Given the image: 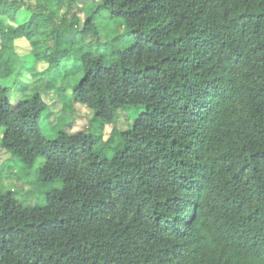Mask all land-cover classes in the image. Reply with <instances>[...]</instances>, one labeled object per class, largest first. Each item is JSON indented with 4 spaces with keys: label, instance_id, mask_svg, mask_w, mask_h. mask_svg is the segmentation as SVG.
I'll return each mask as SVG.
<instances>
[{
    "label": "trees",
    "instance_id": "16d2710c",
    "mask_svg": "<svg viewBox=\"0 0 264 264\" xmlns=\"http://www.w3.org/2000/svg\"><path fill=\"white\" fill-rule=\"evenodd\" d=\"M63 66L98 134L41 130ZM0 128L61 182L45 204L0 187V264H264V0H0Z\"/></svg>",
    "mask_w": 264,
    "mask_h": 264
},
{
    "label": "rangeland",
    "instance_id": "374dc122",
    "mask_svg": "<svg viewBox=\"0 0 264 264\" xmlns=\"http://www.w3.org/2000/svg\"><path fill=\"white\" fill-rule=\"evenodd\" d=\"M78 4L80 5V7H82L81 1H79ZM105 24V38L116 33H120L124 30V27H121V24L115 19L107 20L105 21ZM102 32L103 30L101 31V34ZM16 48L21 54L31 51V46L25 39L17 40ZM37 67L38 70H43L46 65L45 63H38ZM70 70H72L71 67L65 68V66L57 70L58 72L56 74L60 75L61 77H59L58 79L55 78L53 82L56 83L52 84V87L49 90L46 89V84L50 80L46 76L41 78L37 82V86L40 87L41 91H43L45 99L49 103L50 107L43 113L40 118L41 130L43 131L44 135L49 138L55 137L57 131L67 128L73 132L83 129H90L94 134H98L99 132V128L95 126V122L93 121V112L89 108L76 103L73 100L72 96H60L63 87L66 85L65 78L68 77L67 71ZM17 79L25 82H31L32 80H34L28 70H23L17 76ZM66 90L67 93L71 92V89ZM24 94H26V92ZM21 96L22 92H17L14 94L15 99H18ZM119 114L120 115L118 119H116L118 122L120 121L116 125L119 127H126V123L121 121L124 116L129 115L131 118L135 116V113L133 111L129 112V110H120ZM3 130L4 128H0V143L3 136ZM111 131L112 126L106 127L103 132L104 137L102 141L100 140V142L98 143L101 147H106L104 148V151L109 156L113 154V148L116 145L114 144L115 142H111L107 146L103 145L102 143L109 138ZM10 156L3 148L0 147V163L4 162L5 164L0 168V187L3 190H13L15 193V197L19 201L25 204H45L46 193L50 190L58 189L61 187L60 181H54L44 184L39 181V169L44 159L39 158L34 162L32 166H26L12 154H10ZM13 171H15V175L13 174Z\"/></svg>",
    "mask_w": 264,
    "mask_h": 264
}]
</instances>
